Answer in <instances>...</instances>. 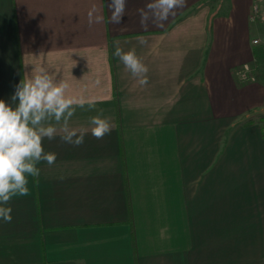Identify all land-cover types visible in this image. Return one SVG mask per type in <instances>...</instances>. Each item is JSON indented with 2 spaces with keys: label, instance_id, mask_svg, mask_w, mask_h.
<instances>
[{
  "label": "crops",
  "instance_id": "1",
  "mask_svg": "<svg viewBox=\"0 0 264 264\" xmlns=\"http://www.w3.org/2000/svg\"><path fill=\"white\" fill-rule=\"evenodd\" d=\"M255 1L0 0V99L15 107L43 68L84 103L70 127L89 130L79 146L43 140L56 161L0 220V264L264 263ZM117 41L147 66L146 86ZM101 113L114 127L97 139Z\"/></svg>",
  "mask_w": 264,
  "mask_h": 264
},
{
  "label": "clouds",
  "instance_id": "2",
  "mask_svg": "<svg viewBox=\"0 0 264 264\" xmlns=\"http://www.w3.org/2000/svg\"><path fill=\"white\" fill-rule=\"evenodd\" d=\"M169 7L179 0H162ZM141 44L145 43L143 40ZM113 56L119 58L125 69L141 86L148 84V68L138 57L135 48L125 51L119 42ZM69 85L57 81L43 68L28 81L17 85L11 99L15 107L0 99V220L12 219L10 202L13 197L29 194V177L39 183L40 169L37 165L56 161V154L46 152L43 140L54 139L58 134L69 144L79 146L84 142L87 128L70 127L69 121L76 107L84 108L66 95ZM94 105H89L92 110ZM54 121V123H53ZM91 135L102 139L113 129V124L102 113L89 118Z\"/></svg>",
  "mask_w": 264,
  "mask_h": 264
},
{
  "label": "trees",
  "instance_id": "3",
  "mask_svg": "<svg viewBox=\"0 0 264 264\" xmlns=\"http://www.w3.org/2000/svg\"><path fill=\"white\" fill-rule=\"evenodd\" d=\"M254 76L264 83V44H255L252 48ZM261 129V135L264 136V116L258 120Z\"/></svg>",
  "mask_w": 264,
  "mask_h": 264
},
{
  "label": "built area",
  "instance_id": "4",
  "mask_svg": "<svg viewBox=\"0 0 264 264\" xmlns=\"http://www.w3.org/2000/svg\"><path fill=\"white\" fill-rule=\"evenodd\" d=\"M255 14V15H254ZM257 14H259L258 15V17H259V19L260 20H263L264 21V14H261V13H259V10H258V7L257 6H253V16H251V20H255V18L257 17L256 15ZM259 41H258V39H254L253 40V44H257ZM248 71H249V68H248V66H243V68H242V73L240 74V77L241 78H247V76H248ZM252 79H253V77H251ZM264 264V263H263Z\"/></svg>",
  "mask_w": 264,
  "mask_h": 264
},
{
  "label": "rangeland",
  "instance_id": "5",
  "mask_svg": "<svg viewBox=\"0 0 264 264\" xmlns=\"http://www.w3.org/2000/svg\"><path fill=\"white\" fill-rule=\"evenodd\" d=\"M254 6H257L258 7V10H259V5H260V3H259V0H256L255 2H254ZM260 13V12H259ZM255 15V14H254ZM258 15L259 14H257L256 16V18H255V20L253 19L252 21H256L254 24H256V25H258V23H259V21H260V19H259V17H258ZM253 16V15H252ZM252 23V22H251ZM260 24H262V23H260ZM261 26V25H260ZM259 34V37H256L257 39H258V43L257 44H264V25L262 24V26H261V28H260V32L258 33ZM255 45V44H254ZM253 45V46H254ZM261 116H264V114L263 115H261ZM260 118V117H259ZM259 118H258V120H259Z\"/></svg>",
  "mask_w": 264,
  "mask_h": 264
}]
</instances>
